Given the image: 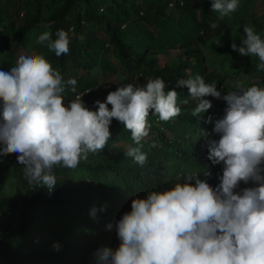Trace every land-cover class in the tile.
<instances>
[{"label": "trees", "instance_id": "trees-1", "mask_svg": "<svg viewBox=\"0 0 264 264\" xmlns=\"http://www.w3.org/2000/svg\"><path fill=\"white\" fill-rule=\"evenodd\" d=\"M255 1L240 0L238 11L219 20V13L211 11V0L196 5L188 0H0V70L15 66V49L24 47L34 34L33 54L44 53L65 80H77L75 93L66 89V104L92 90L83 100L95 110L96 100L103 102L109 91L131 83L130 77L137 73L164 81L199 74L206 83L217 82V90H222L224 79L205 74L202 55L194 44L211 29V22L218 23L219 31L226 24L241 26L254 20ZM70 27L74 32L67 55L56 57L36 43L44 31L55 39L58 29ZM262 34L264 39V31ZM243 36L235 34L230 43L216 46L214 51L224 55L234 74L254 77L244 83L246 87H264V71L256 67L258 58L241 55L244 60L238 61V52L230 47L232 42L239 45ZM170 54H178L176 63L171 62ZM187 56L195 59L190 67ZM172 89L179 93L182 112L164 122L150 110V134L142 140L147 162L142 166L125 155L135 144L130 131L115 119L103 151L89 154L74 170H54L57 186L51 194L47 188L31 189L16 154L0 157V264H95L93 254L98 248H115L119 243L115 229L109 230L107 225H115L131 210L134 196L170 187L177 175L189 172L203 176L204 170L210 171L209 184L215 187L219 183L222 166H213L207 159V140L219 136L212 135L214 123L204 121L209 115L219 118L225 107L220 100L206 97L217 111L209 109L194 117L192 109L180 103L189 100L187 87L168 86L165 91ZM154 141L163 147H150ZM9 177L13 183L5 190ZM246 186L251 185L241 183V188ZM93 208L95 218L90 214Z\"/></svg>", "mask_w": 264, "mask_h": 264}, {"label": "clouds", "instance_id": "clouds-1", "mask_svg": "<svg viewBox=\"0 0 264 264\" xmlns=\"http://www.w3.org/2000/svg\"><path fill=\"white\" fill-rule=\"evenodd\" d=\"M239 6L240 0H211V11L219 13V20ZM209 27L216 29L218 23ZM73 32L58 29L53 39L44 31L36 43L56 57L67 55ZM243 32L241 43L232 42L231 49L258 58L257 71H264V39L254 25L244 24ZM216 44L221 46L220 40ZM76 85L75 78L65 80L42 52L21 55L9 71L0 70V157L16 154L32 190L47 188L51 194L57 186V167L74 170L89 154L103 151L113 119L130 131L135 144L125 155L144 165L142 140L150 134V110L164 122L182 112L179 93L166 92L168 85L161 77L116 87L103 102H94L95 110L83 100L92 90L65 103L66 89L75 93ZM176 86L187 87L197 102L191 111L194 117L213 108L206 97L226 102L222 116L209 115L204 121L214 123L212 135L219 136L207 140V159L222 166L219 183L209 184L210 171L204 170L203 176L189 172L177 175L170 187L134 196L131 210L115 225H107L115 229L119 245L98 248L95 264H264V87H246L237 80L222 95L217 82L206 83L199 74L177 79ZM150 147L163 145L154 141ZM241 183L251 186L241 188ZM95 213L93 208V218ZM54 247L59 249L58 244Z\"/></svg>", "mask_w": 264, "mask_h": 264}, {"label": "rangeland", "instance_id": "rangeland-1", "mask_svg": "<svg viewBox=\"0 0 264 264\" xmlns=\"http://www.w3.org/2000/svg\"><path fill=\"white\" fill-rule=\"evenodd\" d=\"M192 4L202 3L203 0H188ZM255 6L257 8V16L254 20L247 22L245 24H251L255 26V29L257 33L263 35L264 31V0H256ZM243 25L241 26H235L231 24H226L224 28L220 29L219 31L216 29H209L206 35L202 36V40L196 44H194V47L201 53L202 59H203V66L205 69V74L222 77L223 80V89L218 90L221 91L222 95L226 94L227 91L231 90L234 87V84L237 80L245 83L252 81L254 79L253 76L245 77L241 73L234 74L233 69L230 67V64L227 60H225L224 55L221 53H217L214 51V48L218 46L216 44V41L220 40V45H224L227 43H230V41L233 39L234 35L237 33H244L243 32ZM35 39L34 34H32L31 38L26 42L24 47H17L13 53L14 61L16 64V61L19 56L26 55V54H33V52L30 49L31 43ZM160 56L162 53L159 54ZM178 54L169 55V59L172 63L177 62ZM235 58L238 61H243L244 58L237 53L235 55ZM186 62L189 64V67L192 66L195 63V59L187 56ZM221 101V103L226 107V102L221 99H215L213 98L214 102ZM189 102L187 103L188 107L191 109H194L197 106V102L192 100L191 97H189ZM217 111L216 106H214L211 109V113ZM13 180L11 177L8 178L6 181L5 190L7 189L8 185H12ZM46 235V234H45ZM119 243L115 246L117 247Z\"/></svg>", "mask_w": 264, "mask_h": 264}, {"label": "built area", "instance_id": "built-area-1", "mask_svg": "<svg viewBox=\"0 0 264 264\" xmlns=\"http://www.w3.org/2000/svg\"><path fill=\"white\" fill-rule=\"evenodd\" d=\"M176 1H178L179 3H181L180 0H176ZM171 6H172V2H169V3H168V7H171ZM70 28H71V27H70ZM149 78H151V77L148 76V75H144V76H143L141 73H137V74L132 75V76L130 77L129 80H130L131 83L138 82L139 84H144V83H146V81H147ZM177 79H178V78L173 79V80H166L165 83H166L168 86H176V81H177ZM219 88H221V86H220ZM157 120H158V118L155 117V118H154V121H157ZM158 128H159V130H162V127H161V126H159Z\"/></svg>", "mask_w": 264, "mask_h": 264}]
</instances>
